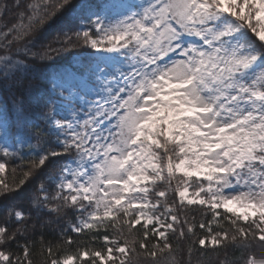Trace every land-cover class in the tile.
<instances>
[{"label": "rangeland", "instance_id": "374dc122", "mask_svg": "<svg viewBox=\"0 0 264 264\" xmlns=\"http://www.w3.org/2000/svg\"><path fill=\"white\" fill-rule=\"evenodd\" d=\"M97 1L82 12L89 25L80 27L93 59L76 55L51 77L60 116L54 125L83 152L55 179L58 190L75 202L117 183L135 193L138 221L164 236L172 208L156 214L148 183L176 176L184 181L158 196L174 191L180 203L221 207L264 229V56L245 41L247 29L264 43V0ZM3 110L0 104V151L10 152ZM125 119L137 137L123 145L113 133ZM161 124L183 142L178 158L165 163L137 142ZM5 169L0 162V175ZM194 177L206 184L194 188ZM113 245L95 256L107 263L126 255L125 246Z\"/></svg>", "mask_w": 264, "mask_h": 264}, {"label": "trees", "instance_id": "16d2710c", "mask_svg": "<svg viewBox=\"0 0 264 264\" xmlns=\"http://www.w3.org/2000/svg\"><path fill=\"white\" fill-rule=\"evenodd\" d=\"M96 1L0 0V104L13 142L10 152L0 151L6 166L0 175V264H60L68 257L75 264H264V229L255 221L221 207L180 203L174 191L158 196L182 178L148 183L156 214L172 208V229L164 236L154 224L138 221L140 208L131 203L135 193L117 183L75 202L58 190L55 179L83 152L54 125L53 116H60L54 113L51 77L75 55L92 60L80 27L89 25L82 12ZM246 36L250 52L264 56V43L247 29ZM259 86L264 89V80ZM164 128L155 126L137 141L162 163L178 158L183 147ZM113 136L119 144L131 143L134 124L125 119ZM190 183L200 188L206 180L194 177ZM90 216L89 226L81 227ZM113 243L127 253L103 263L95 254L104 256Z\"/></svg>", "mask_w": 264, "mask_h": 264}]
</instances>
